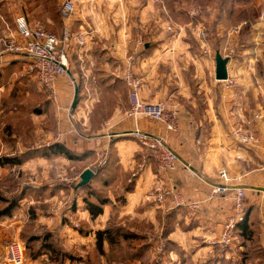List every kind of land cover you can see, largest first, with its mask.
<instances>
[{"label": "crops", "instance_id": "obj_1", "mask_svg": "<svg viewBox=\"0 0 264 264\" xmlns=\"http://www.w3.org/2000/svg\"><path fill=\"white\" fill-rule=\"evenodd\" d=\"M226 1L230 0H75L76 11L69 21L75 29L87 30V43L71 53L74 81L62 77L56 96L50 104L44 96L39 113L45 120L52 112L59 127L55 133L48 125L39 131L23 128V140L18 143L22 159L14 154L1 158L14 146L13 138L1 133L0 128V177L9 170L8 164L19 170L29 168L33 173L43 167L46 175L47 166L58 162L62 170L83 167L77 183L88 167L95 176L89 186L75 193H54L49 197L47 193H24L8 215L0 216V264H7V247L15 240L25 245V264H49L48 253H38L41 244L26 245L23 241L30 228L55 232L59 248L73 256L69 264H142L143 254L137 259L114 258L122 245L135 240L105 239L99 248L97 232L108 227H122L146 237L139 248L147 253L154 251L151 264L264 262V113L261 116L260 112H248L261 105L257 101L264 97V0H231V4L240 3L235 14L234 7ZM47 3L0 0V40L19 36L15 19L22 12L32 23L40 22L61 34L67 20L61 7L56 16L50 14ZM180 4L188 5L184 7L186 11ZM198 10L205 13L199 16ZM187 11L190 13L181 20L180 15ZM163 12H168L166 21ZM226 18H230L232 26L225 25ZM167 23L168 28L162 29L161 25ZM202 29L210 40L201 36ZM224 36L232 41L234 56H227L219 47L217 51L230 59L229 78L216 79L214 58L213 79H209L207 51ZM139 38L143 46L139 47L135 71L142 81L141 96L149 102L167 101L169 108L178 111L180 124L175 131L167 133L162 123L128 114L123 72L127 56L134 53ZM27 65L23 52L0 45V103L27 101L36 93L43 97L42 88L37 91L32 86ZM230 79L235 80L234 85H230ZM249 124L261 137L254 147L240 144L231 135L234 125ZM137 129L165 136L168 146L189 166L178 158L175 171L160 173L153 152L126 134ZM36 134L51 139L52 145L64 144L71 149L73 158L45 155V146L50 144L37 146L39 152H28ZM223 170L234 179L224 186L223 193H216L215 186L224 184L220 176ZM159 179L172 187L181 201L206 199L202 209L194 211L185 202L178 204L173 196L162 203L147 200ZM237 187L246 191L248 221L238 226L231 243L224 244L220 235L233 214ZM91 190L108 199L96 217L86 206ZM67 197L72 201L65 206L67 202L62 200ZM47 202L50 210L44 211ZM31 208L36 210L34 218ZM33 252L37 255L33 256Z\"/></svg>", "mask_w": 264, "mask_h": 264}, {"label": "built area", "instance_id": "obj_2", "mask_svg": "<svg viewBox=\"0 0 264 264\" xmlns=\"http://www.w3.org/2000/svg\"><path fill=\"white\" fill-rule=\"evenodd\" d=\"M75 11V0H64L62 2L61 12L67 23H65L61 34L50 31L40 22L32 23L26 13L22 12L15 19L19 36L0 40V45L4 44L10 50L24 53L28 61L27 73H33L44 91L53 97L56 96L57 85L62 77H67L74 81L70 71L71 53L82 49L87 43V30L85 28L75 29L69 21ZM200 34L205 37L206 31L201 30ZM137 42L134 53L127 56L123 72V80L128 92V114L138 119L146 118L162 123L167 133L175 131L180 124L178 111L169 108L167 101L149 102L141 96L142 81L136 74L135 67L138 52L140 51L139 47L143 45V39L139 38ZM232 82L230 79V84ZM126 134L136 138L143 147L153 152L160 173H170L177 169L179 159L177 154L168 146L165 136L138 129L129 131ZM231 135L237 142L245 146L254 147L261 142V137L257 131L243 125H234ZM220 174L225 185L215 186L214 192L216 193H223L225 191L224 186L234 179L226 170L221 171ZM177 194L172 187L165 185L159 179L147 196V200L162 203L170 196H173L175 202L178 204L185 202L194 211H200L206 202V199L181 201ZM245 201V188L237 187L233 198V214L227 218L220 235L222 243H231L235 238L238 224L245 217ZM25 250V245L20 240L11 242L7 247L6 263L25 264Z\"/></svg>", "mask_w": 264, "mask_h": 264}, {"label": "rangeland", "instance_id": "obj_3", "mask_svg": "<svg viewBox=\"0 0 264 264\" xmlns=\"http://www.w3.org/2000/svg\"><path fill=\"white\" fill-rule=\"evenodd\" d=\"M40 1H42V0H40ZM61 1H63V0H61ZM177 1H179L180 3H183L185 0H177ZM189 1H191V0H189ZM47 2H48L46 4L47 10L50 12V14H52L53 16H56V14L58 13L57 11H59L58 10L59 7H61L60 0H47ZM230 2H231V0L226 1V4L228 5ZM180 5L183 7L182 8L183 10L186 9L184 7H188L187 4H185L184 6L182 4H180ZM230 6L234 7L233 13L235 14V11H238L237 9L240 6V3H235L233 1L232 4L230 3ZM133 8H135V7L133 6ZM189 13H190V11L182 13V15H180L181 20L182 19L185 20V16L188 15ZM201 13L202 12H200L198 15L200 16ZM203 13H205V12H203ZM168 16H169L168 12H163L164 21H166L167 18H169ZM226 19H224V21H223L225 23V25L228 24L229 26H232V23L230 22V18H226ZM161 28L167 29L168 23L165 26L161 25ZM202 30H204V29H202ZM211 30H212V27H211ZM203 38L204 39L207 38L210 40V36L207 34ZM222 39L223 40L219 41V43H218L219 45L215 44V47L211 46V48L207 51V56H208L207 76L209 77V79H213L212 78L213 77V69H214L213 59L215 58V54H216V51L218 50L217 49L218 47L220 48L219 50H221V49L225 50L224 52H225V54H227V56H234V50H232V45H231L232 41L229 39L228 36H227V38H225V36H224V37H222ZM235 58H237V55L235 56ZM257 74L261 75L262 73H259V71H257ZM28 76L32 80V86L37 87L36 89H37V91H39L41 86H40L37 78L34 76L33 73H29ZM232 81L233 82L230 85L235 84V80L233 79ZM258 88L261 89V87H258ZM42 91H43L42 92V95H43L42 98H40V96H38L39 93H36L37 96L33 95L32 98L27 100V101H19L18 103H14V104H10V105H5L6 103H3V102L0 103L1 133H5L9 137L11 136L13 138V146H14V148L9 150L8 152L3 153L2 157H1L2 159L9 157L8 154H11V155L14 154V155L20 156L19 158H21V159L24 158V154L20 152L19 144H18L19 139L23 140V128L31 127L32 130L39 131L40 127L48 125L49 130H52V132H54V133L58 129V127H59L58 119L57 118L55 119V117L52 116V114H51L52 112H50V111L48 112L49 117L48 118L45 117L46 118L45 120L39 114L40 111L43 110L42 105H43L46 97L49 98V100H47L48 104H50L52 102V99L55 97V96L53 97L49 93L45 92L43 88H42ZM40 93H41V91H40ZM213 93L215 94V88H214ZM44 96H46V97H44ZM263 100H264V97L261 96L257 101V102H260L261 105H257V106L255 105V107H254L255 110H250L248 112L253 114V115H255L256 113H259V112H260V115L262 113H264V101ZM11 108H12V112H9V110ZM44 121H46V124L44 123ZM245 127L252 129L253 124H249ZM0 136H1V134H0ZM10 142L12 143V140ZM49 142H51V139H47V137L43 136L42 134H36L31 139V146L32 147L30 148V151H28V152H31L32 154L34 152H39L37 146H40L43 144H45V145L50 144ZM51 145L52 144L47 145L45 147H50ZM48 161H50V160H48ZM8 165H9V167H8L9 170L5 171L6 173L4 176L0 177V193H1V195H3L7 199L6 201H0V209L4 208L6 206H10L14 202L19 203L20 202L19 200L24 193H47V195L49 197V195H52L54 193H75V191H78L81 189V188H79V189L77 188V185H78L77 180L80 179V171H81V169H83V167H80V168L75 167L72 169V171L69 168L62 170L63 167L57 166V165H61L58 162L57 165L56 164L48 165L47 166L48 172H46V175H44V173H43L44 168L43 167L40 168V172L37 171L36 173H33L31 171V169H29V168L27 170H25V169L19 170V168H12V164L11 165L8 164ZM94 168L97 171L99 170L98 166L97 167L94 166ZM49 172L51 173L50 176H48ZM71 172H72V174L69 175V173H71ZM50 181H56V182L51 185V184H49ZM39 182H41L40 185H39ZM60 188H62L63 191H59V190H61ZM35 198H36V196H35ZM71 201H72V197H70V198L67 197L64 201L62 200L63 203L67 202L65 204V206L69 205L71 203ZM61 203H59V205ZM49 206H50V203L47 202V205H44V208H45L44 211H49L50 210ZM34 213L36 214V210L34 208H31L32 218L35 217ZM65 220L69 221L68 218H65ZM76 223L77 222H74V224H76ZM43 233H44L43 230L35 231V230H32L30 228V229H28V232H27V234H25V236L27 237V236H30L31 234L42 236ZM51 233L54 234L55 232L51 231ZM152 234H154V232L151 233L150 236H152ZM41 236H39V237H41ZM55 240H56V238H55ZM37 243L40 244L41 241H38ZM56 243H57V241H56ZM26 245H28V244L26 243ZM120 248L122 251L114 252V258H117V259H119V258L124 259L126 257L129 258L131 256V254L135 253L139 249V246L134 245V244H132V245L127 244V245H122ZM142 252H143L142 264H151L150 261L153 258L154 251L152 253L151 252L147 253V251H142ZM61 253H63L62 250H61ZM124 253H126L127 256L123 257ZM52 259H59V262H55V261L53 262ZM70 260L71 259H68V258L64 260V258L61 256V254H57V253L48 251V263L49 264H69ZM71 262H72V264H74L73 261H71Z\"/></svg>", "mask_w": 264, "mask_h": 264}, {"label": "trees", "instance_id": "obj_4", "mask_svg": "<svg viewBox=\"0 0 264 264\" xmlns=\"http://www.w3.org/2000/svg\"><path fill=\"white\" fill-rule=\"evenodd\" d=\"M47 151V152H46ZM46 153L45 155H50V153L52 154H63L65 156H68L69 158H73V154L71 152V149H69L68 147H66L64 144H54L51 145L50 147L46 148ZM90 183H88L87 185L81 186V187H77L79 188H84L89 186ZM90 193V197H88L86 199V206L87 208L90 210L91 214L93 217L98 216L99 214H101L103 212V205L107 203L108 199L101 197L99 192L95 191V190H91L89 191ZM92 196L95 197L96 200H92ZM7 199L1 195L0 193V201H6ZM16 202H14L12 205L10 206H6L2 209H0V216L3 215H8L10 213V211L12 210V208L15 206ZM248 221V215H247V209L245 211V217L244 220L241 221L238 226L240 224H245ZM238 228V227H237ZM41 235H32V236H24L23 237V241L27 244H36L38 241H41V245H40V249L38 251V253H41L43 251L47 252H54L57 254H61V256L65 259H73L72 255H69L67 253H61V250L59 249L57 243H56V234L51 233L49 230H44V233L42 234L41 237H39ZM131 239V240H135L134 242H130V245L134 244V245H138L139 243L146 239V237H144L143 235L140 234H136L135 232H130L128 230L123 229L122 227H116V228H105L103 230H99L97 232V243L100 249H102V243L105 239L107 240H115V239ZM118 239V240H119ZM137 240V241H136ZM143 252L142 250L139 248L135 253L131 254V256L129 258L132 259H137V258H141ZM37 253L33 252V256H36ZM264 256V255H263ZM264 260V259H263ZM52 261L54 262H59V259H52ZM264 264V262L262 263Z\"/></svg>", "mask_w": 264, "mask_h": 264}, {"label": "water", "instance_id": "obj_5", "mask_svg": "<svg viewBox=\"0 0 264 264\" xmlns=\"http://www.w3.org/2000/svg\"><path fill=\"white\" fill-rule=\"evenodd\" d=\"M229 57H224L220 51L216 52L215 55V62H216V69H215V76L217 80H227L229 78L228 73V63H229ZM77 99H78V89L76 90V96L74 99L73 107L75 108L77 105ZM180 160L185 162L180 156H177ZM188 166L189 164L185 162ZM191 168L196 171L194 167L191 166ZM197 172V171H196ZM95 176V171H93L90 168H87L85 171L81 174V181L78 183L77 187H81L84 185H87L91 179Z\"/></svg>", "mask_w": 264, "mask_h": 264}]
</instances>
